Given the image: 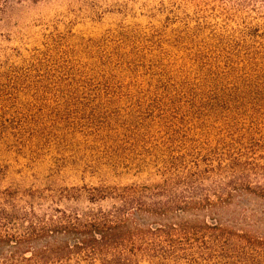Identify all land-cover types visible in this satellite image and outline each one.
<instances>
[{
    "label": "rangeland",
    "instance_id": "rangeland-1",
    "mask_svg": "<svg viewBox=\"0 0 264 264\" xmlns=\"http://www.w3.org/2000/svg\"><path fill=\"white\" fill-rule=\"evenodd\" d=\"M165 183L200 227L164 264H264V0H0V195Z\"/></svg>",
    "mask_w": 264,
    "mask_h": 264
},
{
    "label": "trees",
    "instance_id": "trees-1",
    "mask_svg": "<svg viewBox=\"0 0 264 264\" xmlns=\"http://www.w3.org/2000/svg\"><path fill=\"white\" fill-rule=\"evenodd\" d=\"M169 190L166 183L92 187L91 203L102 198L117 202L83 210L53 207L42 216L33 207L18 209L13 193L5 190L0 195V264H136L144 254L164 264L198 235L200 227L170 221L172 213L191 207ZM258 192L264 198V188ZM158 195L166 198L156 199ZM252 253L256 262L264 260L263 239H256Z\"/></svg>",
    "mask_w": 264,
    "mask_h": 264
}]
</instances>
